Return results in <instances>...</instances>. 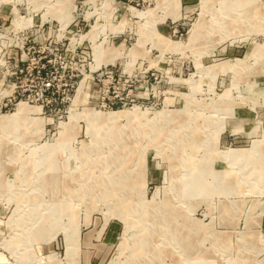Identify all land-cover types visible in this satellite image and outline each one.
I'll return each mask as SVG.
<instances>
[{"label":"rangeland","instance_id":"rangeland-1","mask_svg":"<svg viewBox=\"0 0 264 264\" xmlns=\"http://www.w3.org/2000/svg\"><path fill=\"white\" fill-rule=\"evenodd\" d=\"M111 263L264 264V0H0V264Z\"/></svg>","mask_w":264,"mask_h":264},{"label":"bare ground","instance_id":"bare-ground-1","mask_svg":"<svg viewBox=\"0 0 264 264\" xmlns=\"http://www.w3.org/2000/svg\"><path fill=\"white\" fill-rule=\"evenodd\" d=\"M246 3H247V1H246ZM251 3V2H250ZM86 81V80H85ZM85 84V83H84ZM82 88V85L79 87V89H81ZM85 88V87H84ZM78 89V90H79ZM86 90V89H85ZM79 92H80V90H79ZM78 95L79 94H77L76 96H75V98H74V102H76V101H78ZM18 110L20 111V113H24L26 110H25V108L23 107V104H19V107H18ZM120 113V111H115V112H111V113H109L108 115H100V114H97L96 116H97V118H103L104 120H109V121H116L117 120V118L119 117L118 116V114ZM240 154V153H239ZM226 155H228L229 157H234L235 155H236V153H235V151L234 150H227V151H224V153H223V156H226ZM228 158V157H227ZM239 159V158H238ZM231 161H234V160H231ZM230 161V162H231ZM195 174H197V173H195ZM195 178V177H194ZM197 190V189H196ZM199 191V190H198ZM142 246V245H141ZM113 262V261H112ZM111 264H114V263H111Z\"/></svg>","mask_w":264,"mask_h":264},{"label":"built area","instance_id":"built-area-1","mask_svg":"<svg viewBox=\"0 0 264 264\" xmlns=\"http://www.w3.org/2000/svg\"><path fill=\"white\" fill-rule=\"evenodd\" d=\"M112 87H114V84L112 83ZM50 87V83L49 82H47V83H45V89H48ZM107 91V90H106ZM116 91V90H115ZM114 91V92H115ZM115 96H117V94H115ZM121 99V98H120Z\"/></svg>","mask_w":264,"mask_h":264}]
</instances>
